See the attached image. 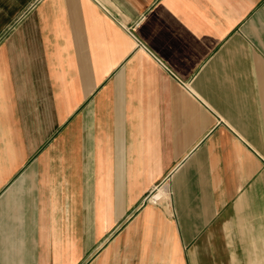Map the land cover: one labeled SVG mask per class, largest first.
<instances>
[{
  "label": "crops",
  "instance_id": "1",
  "mask_svg": "<svg viewBox=\"0 0 264 264\" xmlns=\"http://www.w3.org/2000/svg\"><path fill=\"white\" fill-rule=\"evenodd\" d=\"M0 264H264V0H0Z\"/></svg>",
  "mask_w": 264,
  "mask_h": 264
},
{
  "label": "built area",
  "instance_id": "2",
  "mask_svg": "<svg viewBox=\"0 0 264 264\" xmlns=\"http://www.w3.org/2000/svg\"><path fill=\"white\" fill-rule=\"evenodd\" d=\"M167 197V194L165 191L155 192L151 195H149L146 199L148 203H151L153 205L158 204L160 201L165 200Z\"/></svg>",
  "mask_w": 264,
  "mask_h": 264
}]
</instances>
